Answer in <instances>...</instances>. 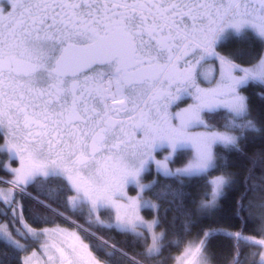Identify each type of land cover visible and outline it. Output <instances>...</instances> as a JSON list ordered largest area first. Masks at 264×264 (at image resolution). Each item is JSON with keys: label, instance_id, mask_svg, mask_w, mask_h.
I'll return each mask as SVG.
<instances>
[{"label": "snow or ice", "instance_id": "1", "mask_svg": "<svg viewBox=\"0 0 264 264\" xmlns=\"http://www.w3.org/2000/svg\"><path fill=\"white\" fill-rule=\"evenodd\" d=\"M230 32L264 42V0H0V152L18 164L0 181L12 186L0 191V241L26 252L30 237L58 236L43 245L46 264H142L167 248L169 234L156 230L168 212L177 214L172 227L183 218L181 229L196 228L239 183L238 210L255 235L201 229L176 264H217L218 235L234 241L231 264H241V245L256 247L252 264H264V148L245 156L243 174L220 153L243 152L247 131L264 132L241 94L250 82L264 85V55L245 67L237 53L221 54ZM220 110L229 117L223 131L206 119ZM184 155L183 166H170ZM150 171L159 179L143 183ZM197 181L192 197L185 189ZM78 206L96 225L81 229L90 243L25 222V213L40 224ZM143 210L163 215L146 220ZM105 231L134 237L124 247L144 251L129 254L96 234Z\"/></svg>", "mask_w": 264, "mask_h": 264}, {"label": "trees", "instance_id": "2", "mask_svg": "<svg viewBox=\"0 0 264 264\" xmlns=\"http://www.w3.org/2000/svg\"><path fill=\"white\" fill-rule=\"evenodd\" d=\"M256 51L255 44H238L234 48V53L241 56V58L246 59L249 58L253 52ZM242 92L245 96L249 97V105L252 117H254L257 121V127H261L264 125V99L261 98L260 94H264V85H260L255 82H250L245 88L242 89ZM250 117V118H252ZM209 123L214 124L217 129L225 130L224 125L227 123L229 119L228 115L224 110H220L217 113L211 114L206 117ZM240 122V121H237ZM239 133V132H237ZM247 139L243 141L241 144V148L243 152H229L224 149H220L221 155L224 157V162L229 166V170L233 172H239L243 174L246 169L249 167L248 161L245 159V156H251L253 153L259 151L261 148H264V132H252L251 130L245 133ZM7 154L4 152H0V178L6 179L11 176L10 171L5 167L7 162ZM182 160V159H181ZM10 159H8V162ZM179 159L177 160V163ZM223 169L220 171H214L208 179L214 178L216 175L222 174ZM155 177V180L159 179L154 171H150L145 174L144 179L149 180L150 178ZM164 183V182H162ZM166 183L171 184L173 188L176 187L171 180L166 181ZM202 182L197 181L193 183V185L189 188L185 189L186 193H189L192 197H196L200 192V184ZM160 191V189H157ZM29 194H32V189L29 188ZM243 192V187L241 184L237 183L232 191H230L227 196L221 201L219 209L215 212V214L209 218L202 219L199 225L196 228L185 227L183 229L180 228V223H184L183 218L180 221H177L176 226L172 227L169 222L173 220V217L176 216L175 211H170L167 213V222H165L164 226L161 229L162 231L168 233V246L166 249L162 250L160 254H157L155 257H149L148 259L142 261V264H172L175 258V255L183 252L184 248L188 245V243L195 239L196 235L201 231V229H215L220 233H233L241 232L242 234H252L255 235L253 230V225L251 222L245 223L246 214L240 213L237 206V201L239 200L241 194ZM150 199H153L157 204L160 201L156 200L153 196L148 195ZM16 199L23 202L27 199V197H21L16 195ZM170 199V197H169ZM71 208V206H69ZM167 207V205H165ZM5 211L4 204H0V212ZM80 212V208L77 207L72 211L63 212V215L74 219L79 222L83 226L87 227L92 232L96 231V225L92 224L88 226L84 221L88 217L85 210V215L81 217L78 215ZM108 221H111L110 215L106 211L101 212ZM143 213L146 217H157L158 215H163V211L153 212L149 210H143ZM35 215V213H34ZM43 219L47 220L46 223L36 224L32 221V219L28 218V213H25V221L32 226H39L43 224H53V223H63L69 224L64 217H57L55 215L48 216L44 214ZM0 221L3 224H7V221L4 220L3 216H0ZM87 226H86V225ZM70 225V224H69ZM97 235H103L105 239H108L109 243L116 244L117 247H124V242L131 241L134 242L135 238L130 237L128 235L118 234L117 231H105L103 233L97 232ZM85 235V234H84ZM19 238V237H17ZM86 238V237H85ZM110 238V239H109ZM31 239V238H30ZM29 239V241H30ZM87 242L90 241L86 238ZM28 241V242H29ZM234 243L233 240L227 238L224 235H218L216 239L212 242V252L215 254L217 264H223L224 261H228L231 264V261L235 258V255L231 249V245ZM33 246V245H32ZM125 251H129V254L133 252H143L144 249L142 247L130 248L124 247ZM240 251L244 253L243 256L240 257L241 264H252L253 260L259 259L258 256H252L251 253H255L258 251L256 247L250 245H241ZM27 252V251H26ZM26 252H15L4 242L0 241V264H20V260L23 259V255ZM139 258V257H138Z\"/></svg>", "mask_w": 264, "mask_h": 264}, {"label": "rangeland", "instance_id": "3", "mask_svg": "<svg viewBox=\"0 0 264 264\" xmlns=\"http://www.w3.org/2000/svg\"><path fill=\"white\" fill-rule=\"evenodd\" d=\"M242 95H244L243 94V92L241 93ZM219 130V129H218ZM221 131H223V130H221ZM233 134H237V135H239V133H237V132H234ZM190 157L188 156V155H186V157H185V159L183 160V161H179L178 163L176 162V163H174V164H171L170 166L171 167H181V166H183V164H185L186 162H187V160L189 159ZM8 159H10L9 158V156H7V162H6V165H5V167L10 171V169L11 168H15V167H18V164L13 160V161H11V159H10V161L8 162ZM13 179V176L11 175L9 178H7V181H10V180H12ZM153 180H155V177H153V178H150L149 180H146V179H144L143 178V183H151ZM12 186L10 185V184H5V183H0V191H7L8 189H10ZM128 195H130V196H134V195H136V191H135V189H134V187L133 186H129V188H128ZM146 198H148V199H150L149 197H148V195H146ZM154 202V201H153ZM154 203H156V202H154ZM142 215L144 216V218L146 219V220H151V219H153V217H146V215L143 213V211H142ZM103 217V218H102ZM101 218L104 220V222L105 221H107V217L105 218V216L101 213ZM154 218H156V216L154 217ZM26 222V221H25ZM27 223V222H26ZM84 223H86L87 225L89 224L90 225V223H91V218H88L87 219V221H84ZM108 223H111V221L109 222V221H107V222H105V224H108ZM6 224V223H5ZM85 224V225H86ZM86 225V226H87ZM88 225V226H89ZM29 226H31V227H33V228H35L36 229V231H37V228H38V226H32V225H29ZM87 228V227H86ZM91 228V227H90ZM142 231V230H141ZM157 231V233H159V232H161L162 230L161 229H157L156 230ZM228 232H230V233H233V232H231V231H228ZM243 235H245V236H254V235H252V234H243ZM16 239H19V238H17V237H15ZM31 238V239H30ZM29 239H30V241L29 242H27V244H28V251L23 255V258L24 257H26V256H30L31 255V253L32 252H36L37 253V256H36V258L33 260V264H46V254H45V250H44V248H43V245L44 244H42V245H40L39 246V240L41 241V238H42V235H38V236H36V237H30ZM49 237L47 236V240H48V242H49V239H48ZM256 238H259V237H256ZM22 244L23 243H25V241L24 240H21L20 241ZM47 242V243H48ZM33 245V246H32ZM182 254V252H180V253H178V254H176L175 255V258L176 257H179L180 255ZM174 258V261H173V263L172 264H176V259Z\"/></svg>", "mask_w": 264, "mask_h": 264}, {"label": "flooded vegetation", "instance_id": "4", "mask_svg": "<svg viewBox=\"0 0 264 264\" xmlns=\"http://www.w3.org/2000/svg\"><path fill=\"white\" fill-rule=\"evenodd\" d=\"M255 44L256 45V51L253 52V54L246 59L241 58V56L238 55L237 58V63H242V66L245 67H250L251 65L246 63L245 61L251 59L252 57H256V56H260V55H264V42L260 41V39L258 37L255 36V34H250V38L249 36H245L243 34H237L234 32H230L229 34L225 35L222 40L220 41V43L217 46V50L221 53V54H227L229 52H234V48L235 46H237L238 44L244 45V44ZM258 62V61H257ZM187 102H191L190 100H188ZM181 107L186 106L183 102L180 105ZM167 155L166 152H163L162 155L158 156V159H163V156ZM186 155L182 156L179 158V161H183L185 159ZM11 161H13L11 159Z\"/></svg>", "mask_w": 264, "mask_h": 264}, {"label": "crops", "instance_id": "5", "mask_svg": "<svg viewBox=\"0 0 264 264\" xmlns=\"http://www.w3.org/2000/svg\"><path fill=\"white\" fill-rule=\"evenodd\" d=\"M46 228H48V229H51V228H59V229H64V230H66L68 232H76L82 238L85 239V236L81 232H79L78 230H76L74 228H71V227H69L66 224H62V223H58V222L57 223H53V224H43V225H39L38 228H37V232H42L43 229H46ZM48 239H49V242H50V239H57L58 240L59 237L58 236L51 237V238L49 237ZM47 242H48L47 236L42 235L41 241L39 240V246L42 245V244H45ZM85 242L88 243L86 239H85Z\"/></svg>", "mask_w": 264, "mask_h": 264}]
</instances>
